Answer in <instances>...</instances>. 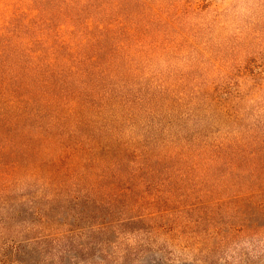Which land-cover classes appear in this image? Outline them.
Listing matches in <instances>:
<instances>
[{"label":"rangeland","instance_id":"374dc122","mask_svg":"<svg viewBox=\"0 0 264 264\" xmlns=\"http://www.w3.org/2000/svg\"><path fill=\"white\" fill-rule=\"evenodd\" d=\"M15 1L0 0V24L24 10ZM119 10L152 33L115 81L142 101L112 123L135 153L121 169H142L115 187L95 167L89 178L51 179L38 164L0 179V264H264V0H119ZM150 212L157 232L118 226Z\"/></svg>","mask_w":264,"mask_h":264},{"label":"trees","instance_id":"16d2710c","mask_svg":"<svg viewBox=\"0 0 264 264\" xmlns=\"http://www.w3.org/2000/svg\"><path fill=\"white\" fill-rule=\"evenodd\" d=\"M20 5L23 11L15 9L0 24V179H12L29 166L34 174L40 164L51 179L84 178L82 174L89 178L94 169H83L95 167L114 187L125 178L131 180L142 166L123 173V163L135 153L116 139L112 123L122 119L124 109L137 110L134 105L142 101L121 97L115 81L131 71L130 54L147 46L150 25H135L122 16L119 0L12 4ZM107 167L113 169L109 174ZM114 187L105 192L111 196ZM127 190L118 192L127 193L128 200L132 193ZM139 202L132 198L130 208ZM156 215H132L118 226L136 236L157 232ZM133 245L135 252L149 250V244Z\"/></svg>","mask_w":264,"mask_h":264}]
</instances>
